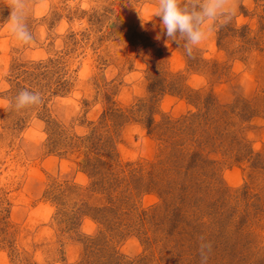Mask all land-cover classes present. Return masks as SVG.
Returning <instances> with one entry per match:
<instances>
[{"label":"rangeland","instance_id":"1","mask_svg":"<svg viewBox=\"0 0 264 264\" xmlns=\"http://www.w3.org/2000/svg\"><path fill=\"white\" fill-rule=\"evenodd\" d=\"M155 2L0 0V264H264V0L192 56Z\"/></svg>","mask_w":264,"mask_h":264},{"label":"clouds","instance_id":"2","mask_svg":"<svg viewBox=\"0 0 264 264\" xmlns=\"http://www.w3.org/2000/svg\"><path fill=\"white\" fill-rule=\"evenodd\" d=\"M6 3L10 9V30L16 34L18 39L27 43L32 36L26 31L25 25L20 22V0H6ZM236 9V0H201V3L191 10L181 7L180 0H156L152 14L159 18L164 37L167 38L164 41L165 45L168 46V40L179 45L180 41L176 39L179 33L187 41L184 45L186 54L192 56V46H200L210 37V32L202 28L205 20L215 21L217 17H225L221 23H229L234 18ZM141 28H143V23H141ZM155 40L159 42L161 36L157 34ZM16 99L17 108L42 102L39 93L28 89L21 90Z\"/></svg>","mask_w":264,"mask_h":264}]
</instances>
